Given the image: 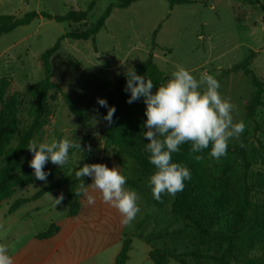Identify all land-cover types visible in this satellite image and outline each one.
<instances>
[{"label":"rangeland","instance_id":"rangeland-1","mask_svg":"<svg viewBox=\"0 0 264 264\" xmlns=\"http://www.w3.org/2000/svg\"><path fill=\"white\" fill-rule=\"evenodd\" d=\"M192 1L173 9L167 0H143L127 9L116 8L95 41H62L52 61L54 81L62 94L50 100V123L33 142L67 137L79 144V148L69 150V160L62 167L52 165L47 169L48 176H55L54 168L72 174L84 164L103 163L109 168L118 167L126 178H136V165L131 157L118 148H106L108 124L89 110L86 119L80 121L71 114L63 94L87 109L86 97L96 83L125 74L127 68H136L152 54L153 61L163 72L160 85L170 78L177 65L190 70L197 79L204 72L218 79L221 94L234 105L233 121L245 124L244 133L238 139L232 138L229 145L237 147L246 140L247 161L231 153L219 160L209 154L200 160L195 156L188 159L200 178L207 177L215 184L216 178H227L231 186L247 182L251 200L264 204V108L258 109L255 122L247 119L246 106L254 87L249 76L233 71L235 65L257 52L250 69L264 82V12L257 5L240 0ZM93 2L95 5L82 22H56L41 17L0 37V78L10 81L5 98L16 93L20 98L17 137L31 122L28 111L32 100L26 95V89L45 78L43 53L69 31L85 30L95 23L115 0H0V15L16 17L44 11L62 16L71 10L87 11ZM153 44H156L154 49ZM31 155L27 152L24 160ZM91 183L90 177L87 185ZM46 185L43 182L16 188L8 193V199L18 189L23 192V199L27 193H35ZM134 190L140 197V212L126 226L121 224L118 210L105 204L100 193L92 188L88 191L95 196V205L89 206L82 197L79 213L69 217L66 191L61 189L49 192L38 203L25 204L10 219L14 225L1 236L2 243L15 231L16 237L10 246L12 255L53 252L76 260L91 256L85 262L88 264H114L128 234L132 236V250L126 264H155L149 258L151 246L176 253L195 249L194 229L173 208L175 195L169 194L165 205L157 207L145 192ZM49 194L54 199L63 196V200L54 206ZM8 199L1 204L0 222L9 220L6 217L13 201ZM226 220L229 222V217ZM53 224L60 228L54 237L36 238ZM250 256L264 264V244L257 246ZM169 264L179 263L172 260Z\"/></svg>","mask_w":264,"mask_h":264},{"label":"trees","instance_id":"trees-1","mask_svg":"<svg viewBox=\"0 0 264 264\" xmlns=\"http://www.w3.org/2000/svg\"><path fill=\"white\" fill-rule=\"evenodd\" d=\"M139 1L143 0H115V3L111 4L95 23L89 25L85 30L69 31L61 36L52 48L43 53L41 60L45 70V78L26 89V95L32 100V105L28 111L31 122L24 128L19 137H17V133L20 126L18 117L20 98L17 93L5 98L10 81L8 78H0V105L2 106L0 110V203L7 200L8 193L14 192L16 188L45 182L47 185L33 197V200L51 191L64 189L68 201V216L73 217L79 213L82 196L76 195L75 190L82 181L75 175L78 168L74 169L72 174L54 168L55 176L50 177L47 174L46 181H40L35 178L34 170L29 164L33 154L26 161L24 157L29 152L30 143L50 123L52 116L50 100L56 99L59 93L62 94L54 81L52 65L55 54L61 48L62 41L65 39L83 41L93 39L95 41L96 36L104 28L114 9H127ZM167 1L171 9L177 5L194 2L192 0ZM240 1L248 5H257L264 12V0ZM94 5L93 2L87 11L71 10L62 16L53 15L48 11L29 12L22 17L0 15V37L19 27L29 25L41 17L56 22H82L88 17ZM158 30L154 33L155 37ZM155 47L156 44H153V49ZM256 56L257 52H252L246 60L233 67V71H242L246 76H249L254 87V92L246 106V117L253 122H255L258 109L264 108V82L250 69V65ZM135 69L137 74L145 75L147 79H151L156 87L160 86L159 82L163 72L153 61L152 54L149 59L140 63ZM125 85V74L108 82L96 83L86 97L87 109H84L67 94H63V97L71 114L80 121L86 119L89 110L108 124L106 148H118L128 154L136 165L137 176L136 178H127L126 185L142 190L155 206L163 207L169 194H162L161 200L156 201L148 185L149 177L154 173L155 168L148 161V153L145 151L148 141L142 135L147 130L144 127L146 105L142 98L131 104L128 103L127 99L130 93L124 91ZM98 98L106 99L109 106L115 107L116 111L111 123L104 119L107 115V108L98 104ZM15 140L16 143H14ZM242 143L244 147L228 145L227 153L236 154L246 162L247 141ZM190 147V143H185L181 145L179 152L172 155L173 162L184 164L191 171V179L185 181L183 191L175 194L173 208L178 216L194 229L192 235L196 241L195 249L176 253L166 248L160 249L151 246L149 258L155 264H169L172 260L179 264H229L230 262L235 264H262L258 259L252 258L250 253L257 246L264 244V204L251 200L247 182L241 186H231L227 178H216V184L210 182L207 177L206 179L200 178V175L196 174V168L188 158L196 155L205 156L209 154L210 149H205L201 153H192ZM52 165L55 164L49 161L45 165L44 171ZM82 179L86 185L90 181L88 176L85 177L87 180ZM27 201V199H20L15 207ZM227 217H229V222L226 220ZM57 229L56 225H52L40 237H49ZM131 250L132 236L128 234L123 239L122 249L116 257L115 264H126L130 259Z\"/></svg>","mask_w":264,"mask_h":264},{"label":"clouds","instance_id":"clouds-1","mask_svg":"<svg viewBox=\"0 0 264 264\" xmlns=\"http://www.w3.org/2000/svg\"><path fill=\"white\" fill-rule=\"evenodd\" d=\"M125 76L124 91L130 93L127 102L131 104L142 98L146 105L144 127L147 130L142 135L148 141L145 148L148 161L155 168L148 185L156 201L161 200L162 194L175 195L183 191L185 181L191 179L190 169L172 160L173 153L179 152L181 145L190 143L192 153L210 149L209 155L219 160L227 155L230 140L238 139L245 131L243 121H233L234 105L221 94L220 82L210 73L204 72L197 79L190 70L177 65L170 78L159 87L145 75L137 74L134 67L127 68ZM98 104L107 108L104 119L111 123L115 107L109 106L104 98H98ZM72 148H79V144L67 137L30 143L28 150L33 155L29 164L35 178L46 181L45 165L50 161L62 167L68 162ZM194 158L203 157L196 155ZM75 175L82 181L75 193L86 198L89 206L96 203L95 196L88 191L92 188L100 193L105 204L118 210L121 224L126 226L134 221L140 212V197L136 190L125 186L127 178L118 167L84 164ZM85 176L91 177L90 185L84 183L82 177ZM50 197L54 206L63 200V196ZM0 264H13L3 243H0Z\"/></svg>","mask_w":264,"mask_h":264},{"label":"crops","instance_id":"crops-1","mask_svg":"<svg viewBox=\"0 0 264 264\" xmlns=\"http://www.w3.org/2000/svg\"><path fill=\"white\" fill-rule=\"evenodd\" d=\"M44 187L45 186H43L41 189H39L35 193H27V194L25 193L27 196L23 199H27L28 201L26 203L19 205L18 207H15V204L22 198L23 192H21V190H20L21 188L15 192L14 196L11 198L12 200L8 199V200L13 201V203L8 210L9 217H6V219H9V220H5L6 222H3V221L0 222V243H2L1 236H3L5 231H7L9 228L13 227V225H14V221L10 220V219H13L22 210V208L25 206V204L27 205L28 203L29 204L30 203H38L44 196H46L48 194L47 193V194L43 195L42 197H40L36 200H33V197L38 192H40ZM51 192H53V191H51ZM5 201H7V200H4L0 203V209H1V204ZM12 208H13V211H12ZM53 225H56V224H53ZM57 228L58 229L49 237H40L42 235V234H40L36 238L39 240L50 239V238L54 237L60 231V228L58 226H57ZM44 233H46V232H44ZM15 237H16L15 231L10 232V235L7 237V242L4 243L8 248L9 255H11V257H12L13 264H88L85 262L88 261L89 258L91 257L90 256L87 259L81 258V259L76 260L75 258L70 259L69 255L60 254V253L55 254L53 252H51L48 255H45V254H40V255H37V254L12 255L10 246L13 243V241L15 240ZM94 258H95V256H94ZM115 260H116V258H115ZM91 264H95V263H91ZM114 264H115V262H114Z\"/></svg>","mask_w":264,"mask_h":264}]
</instances>
